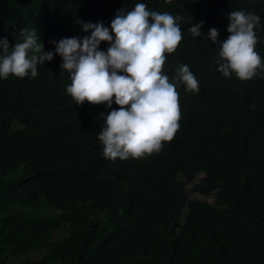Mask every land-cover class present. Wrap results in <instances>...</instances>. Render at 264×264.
Returning a JSON list of instances; mask_svg holds the SVG:
<instances>
[{
	"label": "trees",
	"instance_id": "trees-1",
	"mask_svg": "<svg viewBox=\"0 0 264 264\" xmlns=\"http://www.w3.org/2000/svg\"><path fill=\"white\" fill-rule=\"evenodd\" d=\"M136 3L183 17L163 73L188 65L199 91L178 86L180 126L158 152L113 160L98 139L110 109L76 105L59 55L35 78H0V264H264V72L225 77L216 46L188 31L203 21L223 41L229 12H253L264 60V0H0V38L35 29L54 52L52 40L90 36L78 21L110 28ZM197 177L213 203L188 199Z\"/></svg>",
	"mask_w": 264,
	"mask_h": 264
},
{
	"label": "clouds",
	"instance_id": "clouds-1",
	"mask_svg": "<svg viewBox=\"0 0 264 264\" xmlns=\"http://www.w3.org/2000/svg\"><path fill=\"white\" fill-rule=\"evenodd\" d=\"M183 17L168 12L151 11L145 3H136L129 11L120 9L110 28L102 22H80L83 38L64 37L52 40L55 51H45L36 30L21 29L20 40L10 46L0 38V78L10 75L24 78L37 76V65L62 58L61 69L70 75L67 86L76 105L88 102L105 104L99 115L102 121L98 139L103 155L109 159L141 158L158 152L163 142L173 139L181 118L179 85L198 92L199 84L188 65H180L170 79L163 73L166 53H174L183 34L178 21ZM229 35L221 41L215 28L207 35L200 24H191L193 37L206 36L218 49V71L250 80L264 72V60L255 51V29L259 15L235 10L228 13ZM107 42V51L100 44ZM122 73V74H121ZM115 103L118 108H112Z\"/></svg>",
	"mask_w": 264,
	"mask_h": 264
},
{
	"label": "rangeland",
	"instance_id": "rangeland-1",
	"mask_svg": "<svg viewBox=\"0 0 264 264\" xmlns=\"http://www.w3.org/2000/svg\"><path fill=\"white\" fill-rule=\"evenodd\" d=\"M104 113H106V112H104ZM14 127H18V126L15 125ZM198 177H200V175H199ZM198 177L195 178L194 181H192V182H187V183L185 184V189H186V193H187V197H188V199L191 200V199H193V198H196V199L205 200V201H207V202L213 203V197H212V196H210V195H203V194H200V193H198V192H193V191H192V189H191L192 184H193V182H196V181H197ZM30 257H31V258H34V259H39V258H40V254L32 253V254L30 255Z\"/></svg>",
	"mask_w": 264,
	"mask_h": 264
}]
</instances>
